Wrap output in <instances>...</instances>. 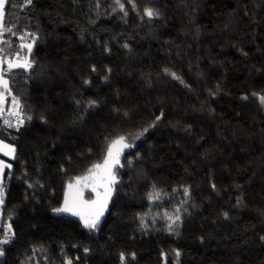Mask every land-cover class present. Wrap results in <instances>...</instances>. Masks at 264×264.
<instances>
[{
  "label": "trees",
  "instance_id": "1",
  "mask_svg": "<svg viewBox=\"0 0 264 264\" xmlns=\"http://www.w3.org/2000/svg\"><path fill=\"white\" fill-rule=\"evenodd\" d=\"M121 3L127 16L115 0H99V7L97 0H33L31 6L6 0L0 48L5 56L19 50L34 64L5 73L32 119L16 128L0 118V139L16 148L0 206V233L11 222L16 234L0 264H121V251L136 253L127 264H264V106L252 96L264 94V0ZM146 6L158 7L162 18L149 22ZM25 31L38 37L30 54L17 39ZM93 64L97 73L89 71ZM217 83L222 91L209 97ZM80 93L100 103L73 128L69 121L80 115L73 97L81 99ZM11 103L8 95L6 107ZM161 109L158 127L129 141L135 147L121 157L124 162L139 152L144 159H135L134 167L145 175L126 163L118 169L98 232L90 233L78 217L51 212L62 203L67 180L101 158L104 137L136 133ZM153 184L161 193L157 200L148 199ZM238 195L245 206L234 207ZM177 208L179 235L167 231L164 215Z\"/></svg>",
  "mask_w": 264,
  "mask_h": 264
},
{
  "label": "snow or ice",
  "instance_id": "2",
  "mask_svg": "<svg viewBox=\"0 0 264 264\" xmlns=\"http://www.w3.org/2000/svg\"><path fill=\"white\" fill-rule=\"evenodd\" d=\"M131 2V0H129ZM116 5L118 8L123 11L125 9V4L121 3V0H115ZM26 6H31L33 4V0H25ZM97 7H99V0H97ZM132 7L136 8L137 5L132 3ZM4 8H5V0H0V43H3V33H4V26H3V17H4ZM113 11H116L114 8ZM144 15L148 17L149 22L154 19L162 18L163 13L161 10L156 7H149L146 6L143 9ZM99 15V13H97ZM123 15L127 16L128 13L123 11ZM141 20L144 19L143 16L140 17ZM9 32L13 36L16 33L10 28L8 29ZM197 33H199V27L197 28ZM26 37L30 38L28 42H24ZM22 43L20 44V49H26L27 52L30 54L33 49V45L38 39V37L33 33L24 32V34L17 37ZM124 47H129L127 44ZM130 50V49H129ZM105 51H110L109 49H105ZM244 56L248 54L246 52H242ZM34 61L29 59L28 56L21 57L20 51L16 50L10 52L7 56L4 54V49L0 48V115L4 112V105L8 95H11L12 100V109L10 111V116H14L16 123L15 125L12 123L11 119H4V124L8 127H16L19 128L25 120L31 121L32 116L26 115L21 107L20 100L15 95H12V89L9 86V79L5 77V73H12L14 69H23L25 71H29L33 68ZM6 65V67H5ZM89 71L91 73H97V68L93 64L90 66ZM106 73L110 74L112 69L106 68ZM164 72L171 76L173 79L179 81L185 87L191 89V85L187 84V82L182 78V76L178 75L175 71H171L167 68L164 69ZM105 74L103 76L104 82H109V75ZM82 84L87 85L89 87L92 86V80L83 78ZM222 91L220 84L217 83L215 86V90L208 89L209 97H215ZM119 94V93H117ZM81 99H77L75 96L73 97V101L77 106L80 115L76 116L74 119L69 121L70 125L74 128L80 122L85 119V115L87 114L89 109L96 108L100 101L93 99V98H83V93H80ZM252 96L257 97L261 106H264V94L253 92ZM243 100H247L248 96L244 95L241 97ZM207 104V101L204 102ZM204 104H202L200 110L204 109ZM208 113L211 115L215 112V109L211 107H207L206 109ZM113 111L120 112L121 109L114 108ZM125 116H128V112H124ZM164 111L161 109L160 114L156 115L153 120H151L146 126H143L138 132L136 133H127V134H117L114 137H104V146L102 148V156L99 160L91 162V164L86 167L79 175L74 177H70L67 182L63 192V200L59 206H51V212L55 214H68L74 217H78L79 221L82 222L83 227L87 229L90 233L91 232H98L101 226L102 217H104L105 212L108 210L109 202L112 200L115 187L118 183V169H122L125 167V163L133 170L137 171V175L143 176L145 175L143 169H135L134 167V160L139 159L143 160L144 157L137 152L135 157L132 159H126L122 162L121 157L124 155L125 149H130L135 147L134 143L129 141H135L142 137L148 130L154 129L158 127V123L162 121L164 118ZM39 119L47 124L49 123V119L46 115H41ZM171 124L172 122L169 121ZM179 122L177 121L176 124H172L173 127H176ZM192 125L186 124L184 125L185 131H191ZM88 153H92V149H87ZM0 152H2L5 156L14 157L16 153V148L12 144L5 143L4 140H0ZM82 155V154H81ZM66 159L71 162L72 157L68 156ZM12 165L10 163L5 162L4 160H0V206L4 204V197H5V188H4V170L11 169ZM66 171V170H65ZM131 179V178H130ZM39 183V182H37ZM31 187V185H30ZM210 187L213 191L219 193V189L215 183H211ZM236 188H242L241 185H236ZM86 192L89 194L88 198H86ZM160 190H158L153 184L152 192L148 194L149 200H157L160 198ZM184 195L190 197V187H184ZM183 203V202H182ZM245 206L244 199L242 195H238L236 197V204L234 207H241ZM190 214V213H189ZM146 214H142L140 216L141 225L144 228H147L148 225L145 224L144 217ZM167 216L169 223L167 224V231L170 233H175L179 235L178 228L180 223H182V218L180 215V209L177 208L176 212L173 215H168L167 213L164 214ZM220 215L225 219H231L229 211H221ZM11 217V213L9 214ZM4 236L0 238V257L5 256V246L10 243L15 237V230L12 227V223L9 222L3 228ZM201 242L204 241V237L201 236L199 238ZM261 240H264V236L260 237ZM90 249L84 248V252L88 253ZM162 255H166L162 253ZM175 257L178 259L181 255L180 250L176 249L174 252ZM131 257L132 260L136 259V253H125L121 251L119 253V261L121 264H127L128 257ZM66 264H72L71 260L66 261Z\"/></svg>",
  "mask_w": 264,
  "mask_h": 264
},
{
  "label": "crops",
  "instance_id": "3",
  "mask_svg": "<svg viewBox=\"0 0 264 264\" xmlns=\"http://www.w3.org/2000/svg\"><path fill=\"white\" fill-rule=\"evenodd\" d=\"M5 3H6V0H5ZM4 19H5V8H4V17H3V23H4ZM4 109L5 110H8V111H11L12 109V103L8 106V108L6 107V105H4ZM1 140V139H0ZM5 142V141H4ZM7 143V142H5ZM9 144V143H8ZM15 156H16V153H15ZM15 156L14 157H11V156H5L2 152H0V160H4L5 162L7 163H10L12 165V160L15 159ZM9 171V169H5L4 170V180L6 178V175H7V172Z\"/></svg>",
  "mask_w": 264,
  "mask_h": 264
},
{
  "label": "built area",
  "instance_id": "4",
  "mask_svg": "<svg viewBox=\"0 0 264 264\" xmlns=\"http://www.w3.org/2000/svg\"><path fill=\"white\" fill-rule=\"evenodd\" d=\"M0 118H1V120H2V122H3V124H4V119H11V121H12V123L15 125V123H16V120H15V117L14 116H10V115H0ZM5 125V124H4ZM5 126H7V125H5ZM20 126H22V125H20ZM19 126V127H20ZM8 127V126H7ZM3 183H4V181H3ZM4 188H5V185H4ZM5 194H6V191H5ZM4 236V233H0V238H2Z\"/></svg>",
  "mask_w": 264,
  "mask_h": 264
},
{
  "label": "rangeland",
  "instance_id": "5",
  "mask_svg": "<svg viewBox=\"0 0 264 264\" xmlns=\"http://www.w3.org/2000/svg\"><path fill=\"white\" fill-rule=\"evenodd\" d=\"M3 115H10V111H8V110H4ZM126 150H127V149H125L124 152H125ZM85 195H86V198H88L89 194H88L87 192H86ZM110 203H111V200H110V202H109L108 210H109V207H110ZM108 210H107V211H108ZM107 211H106V212H107ZM106 212H105V214H106ZM102 218H103V217H102Z\"/></svg>",
  "mask_w": 264,
  "mask_h": 264
}]
</instances>
